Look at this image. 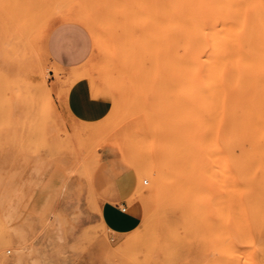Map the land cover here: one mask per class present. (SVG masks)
I'll return each mask as SVG.
<instances>
[{"label": "rangeland", "instance_id": "obj_1", "mask_svg": "<svg viewBox=\"0 0 264 264\" xmlns=\"http://www.w3.org/2000/svg\"><path fill=\"white\" fill-rule=\"evenodd\" d=\"M105 1L115 9L133 0ZM32 2L42 19L12 43L11 15L20 5L0 0V264H243L238 195L175 184L162 193L142 175L151 162L175 175L181 146H192L178 80L128 79L115 10L91 13L82 0ZM61 24L83 27L92 43L87 61L69 70L51 64L44 49ZM71 72L79 74L75 84L56 82ZM54 167L124 204L139 219L137 230L113 237L96 228L76 248H97L95 258L72 260L62 221L26 214L29 193Z\"/></svg>", "mask_w": 264, "mask_h": 264}, {"label": "bare ground", "instance_id": "obj_2", "mask_svg": "<svg viewBox=\"0 0 264 264\" xmlns=\"http://www.w3.org/2000/svg\"><path fill=\"white\" fill-rule=\"evenodd\" d=\"M17 3L12 43L43 15L32 0ZM82 4L91 13L115 10L128 79L178 80V109L192 146H181L175 175L163 163L148 165L142 175L152 177L150 190L166 193L175 184L238 195L242 263L264 264V0H133L115 2V9L105 0ZM78 75L55 79L70 83Z\"/></svg>", "mask_w": 264, "mask_h": 264}, {"label": "crops", "instance_id": "obj_3", "mask_svg": "<svg viewBox=\"0 0 264 264\" xmlns=\"http://www.w3.org/2000/svg\"><path fill=\"white\" fill-rule=\"evenodd\" d=\"M44 47L51 64L63 70L82 65L92 51L89 34L75 24H61L51 29ZM29 196L27 216L35 219L49 214L61 220L66 243L73 251L71 259L77 262L95 258L97 248L90 247L85 254L76 248L84 244L85 238L92 236L96 228L110 236L122 237L139 227V219L127 212L124 204L103 200L100 189L89 190L76 179L67 180L64 172L56 167Z\"/></svg>", "mask_w": 264, "mask_h": 264}, {"label": "snow or ice", "instance_id": "obj_4", "mask_svg": "<svg viewBox=\"0 0 264 264\" xmlns=\"http://www.w3.org/2000/svg\"><path fill=\"white\" fill-rule=\"evenodd\" d=\"M126 195H130V193H126Z\"/></svg>", "mask_w": 264, "mask_h": 264}, {"label": "built area", "instance_id": "obj_5", "mask_svg": "<svg viewBox=\"0 0 264 264\" xmlns=\"http://www.w3.org/2000/svg\"><path fill=\"white\" fill-rule=\"evenodd\" d=\"M146 184V183H145Z\"/></svg>", "mask_w": 264, "mask_h": 264}]
</instances>
